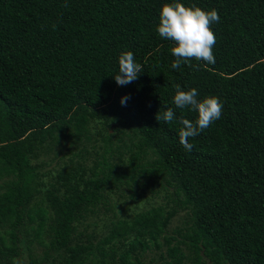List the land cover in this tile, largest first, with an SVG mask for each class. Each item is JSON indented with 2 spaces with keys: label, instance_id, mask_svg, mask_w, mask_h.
<instances>
[{
  "label": "trees",
  "instance_id": "16d2710c",
  "mask_svg": "<svg viewBox=\"0 0 264 264\" xmlns=\"http://www.w3.org/2000/svg\"><path fill=\"white\" fill-rule=\"evenodd\" d=\"M174 2L0 0V264H264V0H181L220 21L215 63L180 69L156 31ZM125 51L142 72L120 86ZM173 84L223 104L191 151L155 118L195 120ZM124 128L126 172L111 153ZM148 183L166 202L118 214Z\"/></svg>",
  "mask_w": 264,
  "mask_h": 264
},
{
  "label": "clouds",
  "instance_id": "9594fccd",
  "mask_svg": "<svg viewBox=\"0 0 264 264\" xmlns=\"http://www.w3.org/2000/svg\"><path fill=\"white\" fill-rule=\"evenodd\" d=\"M219 21L217 10L205 11L195 4L186 6L181 0L166 3L161 7L156 31L161 38L174 42L171 48V53L175 57L171 65L172 69H180L182 64L193 66V59L207 64L215 63L213 47L216 37L211 25ZM140 72L142 67L135 62L134 54L131 51L122 52L119 56V72L114 77L116 83L120 86L132 83L138 79ZM173 88L175 89L173 104L176 108H188L196 113L195 120L184 116L177 117L171 107H166L163 111L160 109L155 118L158 122L161 120L167 123L176 122L179 126L178 135L181 144L191 151L189 138L199 135L218 120L222 115L223 104L214 95L198 99L199 93L194 87L184 90L180 84H173ZM126 99L127 97L123 98L121 103L123 104ZM13 264H23V262L14 259Z\"/></svg>",
  "mask_w": 264,
  "mask_h": 264
},
{
  "label": "rangeland",
  "instance_id": "374dc122",
  "mask_svg": "<svg viewBox=\"0 0 264 264\" xmlns=\"http://www.w3.org/2000/svg\"><path fill=\"white\" fill-rule=\"evenodd\" d=\"M99 128H100L99 124H96V125L93 124L92 134L94 136L97 133V131L99 130ZM124 129H125V131H123V132H125V134L121 135L120 137L124 140L126 145H121V143L117 142L116 138H114L113 139V145H112L113 151L111 153H113V156H114L113 162H116V163H118V165H121L122 166L121 171L126 172V170L128 169V164H129V155L131 154V152L135 151V149L132 147V142L136 141V137H133V135L129 129H127V128H124ZM131 137H132V139H131ZM118 147H120L121 150L118 149ZM88 149H89V147H88ZM118 151L122 152V153L119 154ZM52 156H53V154L47 155L45 157L41 156L40 159L42 158V161L48 162ZM91 158H93V157H91ZM119 159H121V161H123V162H119ZM46 169H47V166H46ZM151 188L156 189L157 186L150 187V183H148L147 187L142 186L141 188L135 189L136 192H135V197L133 200H131V199L129 200V197H128L129 193L122 195L121 197L116 198V200H117L116 211L118 212V214H124L125 212L131 213L132 211L140 212V211L147 209L151 206H156V205H159L161 203L164 204L166 202V200L163 198V196H164V194H166V192L159 193L158 195L150 194ZM185 219H186L185 213H179L175 218L172 219V222L169 226V232H172L175 228L180 227L183 224Z\"/></svg>",
  "mask_w": 264,
  "mask_h": 264
}]
</instances>
